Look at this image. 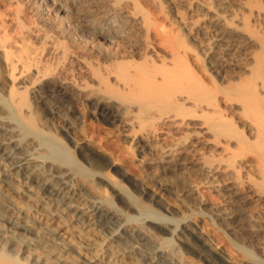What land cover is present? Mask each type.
I'll list each match as a JSON object with an SVG mask.
<instances>
[{
	"label": "bare ground",
	"instance_id": "1",
	"mask_svg": "<svg viewBox=\"0 0 264 264\" xmlns=\"http://www.w3.org/2000/svg\"><path fill=\"white\" fill-rule=\"evenodd\" d=\"M0 85L2 121H15L33 149L15 166L39 163L57 187L33 189L36 176L20 179L0 157V264H178L147 246L148 232L132 215L124 221L114 199L210 246L218 239L192 221L203 220L244 254L238 264H264V0H0ZM79 105L137 152L138 178L71 145ZM14 137L2 139L9 150ZM69 161L93 180H77ZM87 183L113 198H95ZM125 184L139 194L129 205ZM61 194L78 197L123 246L145 250L127 256L94 236L84 210L54 199ZM219 248L204 259L232 264Z\"/></svg>",
	"mask_w": 264,
	"mask_h": 264
},
{
	"label": "rangeland",
	"instance_id": "2",
	"mask_svg": "<svg viewBox=\"0 0 264 264\" xmlns=\"http://www.w3.org/2000/svg\"><path fill=\"white\" fill-rule=\"evenodd\" d=\"M0 88H1V85H0ZM1 92L2 91H0V96L3 94V92L2 93ZM67 113H68V108L65 109L64 115L62 117H64L65 114H67ZM72 115L76 119V121L79 123V125L77 126L78 128H76V130H78V131H76V132L74 131L73 132V135H72V138L74 137L73 138L74 141H72V144H71L73 147H74V144H82V143L84 145L85 144H88V147L90 149H92V151H95L96 154L98 153V156H100L101 158L107 160V162H110L112 165H115L116 166V167L114 166L115 168H118V169L120 168V171L127 172L132 177H137V178L139 177L140 172H138L139 170H138V168L136 166L137 159H138L137 152L134 151L130 146H128L127 143H123L122 141H120L121 140V138H120L121 136H119L120 134L116 133V131L114 132L113 129L110 128L109 124H100L96 120V118H94V116L92 114H90L89 110L87 108H85L84 106H80V105L77 106V108L75 109V112ZM3 116L4 115H1L0 116V122H2L1 125H0L1 126L0 127V157H2V160L1 159L0 160L2 162H5L9 167H12V169L14 168V172L17 171V175L19 176L20 179L21 178L24 179L27 176L28 177L29 176L30 177L31 176H36L37 177V178L35 177V179H36L35 182L36 183L35 182H32L31 183L35 187L33 189L38 190L40 188H43V187H46L47 186L50 191L56 190L57 187L54 186V184H52L50 182V181H52L51 180L52 177H50V174H49L50 172H46L45 170H43L41 168V165H39L38 162H36L39 165V166L37 165L36 170L30 169L27 165H25V166L23 165L20 168L15 166L19 162L20 158H22V156H27L28 158L30 156L31 158H33L34 157L32 155L33 149L30 148L31 146H29L27 144V142H28L27 141L28 136L27 137H24L19 132H17L15 129L12 130V128H13V126H14V124L16 122L15 121H12L10 123H7V121L4 122L5 120L2 121L3 120ZM52 128H54V127H52ZM52 128L50 130L51 132L49 131L51 134L48 132L50 134V136H52V134H53V136H56V137L58 136L60 139H62L64 141V139L62 137L63 132H59L58 129H56V128L52 129ZM53 130H54V133L52 132ZM11 134L16 137V138L14 137V139H12V141L15 140V142H18V143L20 142V144L18 146V149L9 150L10 148H8V144H6L5 141L2 140L4 137L5 138H9V136ZM18 139H19V141H17ZM41 140H44V139L41 138ZM1 141L4 142V143H2ZM15 142H14L13 145L17 144ZM71 145H68V147L70 146L69 148H72ZM2 148H4V149L1 151ZM6 148H7L8 151L6 150ZM132 150H133V152H132ZM29 151L32 152V153H30ZM29 154H31V155H29ZM74 158L76 160L80 161L78 159L76 153H74ZM72 162L69 161L67 163H68V165H70L69 167L75 169V171L77 173L76 174V179L77 180H79L80 178H81L80 179V182H82L84 179H91V180H93L92 179L93 176H90V174L88 173V170H89L88 168L89 167H87L88 170H85V171L84 170L83 171L76 170L77 165H76V163H74V162L72 163ZM11 163H12V165L14 163V165H13L14 167L11 165ZM84 166H87V165H84ZM115 168H113V169H115ZM108 174L110 176L112 175V178L114 180H116V182H120V180L118 179L119 177L113 175L111 172H108ZM85 176H86V178H85ZM91 183H93V181ZM91 183H89L90 185L87 183L86 188L91 193L92 196H94L95 198L100 199V200L101 199L102 200H106L107 198L108 199L109 198H113V196H111V194H110V191H107L106 188H104L103 185H102L101 190H99L100 188L95 189L93 187V184L91 185ZM125 186H126L127 192L125 194L123 193L124 196L122 195V197H123L124 201H126V203H128V205H129L130 204V201H128L129 198H131V199H135V197L138 198L139 197L138 196L139 194L135 195L134 193H136V192H134L129 185L125 184ZM129 193H130V195H129ZM126 196H128V197L126 198ZM104 197H106V198H104ZM167 197H168L167 195L166 196L165 195L162 196V200L164 199L163 200L164 203L167 202L166 204H169L168 206L171 205L170 207L175 208L176 207L175 206L176 205V202L173 199L171 200L170 197H168V198ZM55 198L58 201H62L60 203V205L62 204L61 205L62 207H68V206H70L71 208L68 207V209L70 210V212H72V214L75 213V212L77 213L80 210H82V212H83V210H84V216H85L87 222H89L91 225L93 224L94 231L92 232V234H94V236L97 234L98 235V238H100V237L101 238H106L105 240L108 241V242H111L113 244V246L114 245H117V244L118 245L120 244L119 246H121L123 248H126V251L128 252L127 253V256L128 255L131 256V253H130V251H132L131 249H135L136 248L135 249L136 252H138V251L141 252V251L145 250L144 247H135V248H133L131 245H126V244H124V246H123L122 245L123 244V241L119 240V238L117 236L113 235V233L115 234V232H113L112 229L102 230L101 228H99L97 226V224L94 223L95 219L92 218L91 213H89V209L87 210L84 204H81V206L79 208L76 206V205H79L80 204L79 202L81 201V200L80 201L78 200V197H76L75 199H73L72 197L69 198V197H66L64 194H61V195L54 196V199ZM169 198H170V200H169ZM140 199L143 200V201H146L145 198L143 199V196H140ZM146 202H147V204L150 203L148 200ZM53 203H54V201H53ZM83 203H85V202H83ZM114 203H115L114 204L115 207L119 208L121 211L123 210L122 211L123 214L125 213L124 216L122 217L123 220L126 218V215H132V218H130V221H127V222H129V224L132 223V225H135V226L136 225H138V226L140 225V228H142V230L144 232H146V233L147 232L148 233L150 232L151 233V234L149 233V235L147 233V237H148L147 239L149 240L147 244L150 245V246L147 245L148 247H151L152 249H153V247H154V249L155 248H162L165 252L167 251L166 253H169V254L171 253L173 255V257H174V260L178 264H207V263L210 264L208 261H206L204 259V257H203L202 254L203 253H206V254L208 253L209 255L214 254V250L218 249L219 247H220L219 248L220 251L223 250L222 252H224L223 253L224 254V257H226V259H228L229 261L231 260L233 262L232 264H238V263L242 262L243 260H245V256H244V254L242 252L236 251L235 248L229 243V241L224 236H222L217 230H215V228L213 226L209 225L208 223L206 224V222L203 221V220L200 221V219H196V220H195V218L192 219V221H196L197 222V223L196 222L195 223L198 224V229L200 228L199 229L200 232L205 237L210 238L212 241H214L213 238L219 240V241L217 240V242H215L216 241L215 240L214 241L215 243L212 244L213 246L211 245L212 242H210V246H205L203 244L193 242V240L195 241V238H194V236L192 234H189V233H187V234H189L190 236L187 235V234H186L187 236L186 235L184 236L185 239H186V237H187V239H189V240H186L185 241L184 237H182L183 238L182 239V238H180L178 236V231L173 232V229H174L173 226L168 227L169 228L168 229L167 227L164 228V227H161L159 225H156L155 223L154 224H151L148 221L149 219H143V217L139 215V212L137 210H135L133 208H129V206H127V205H125L123 203L121 205V203H120V201L118 199H114ZM149 205L153 206L151 203ZM164 214H166L168 217H172V215L169 214V213H166L165 212ZM179 215H181V214L174 215L173 217L176 216L175 218H180ZM155 217H159V216H155ZM133 218H134V220H133ZM73 220H74V218H73ZM124 221H122V222H124ZM145 227H149L148 228V231H146L144 229ZM180 228H182V224L180 225V227L178 229H180ZM150 230H152V231H150ZM154 232H161V234L155 235ZM211 236L213 238H211ZM147 239H146V241H147ZM183 240L185 241V243H184ZM91 241H92V237L90 236L89 238H87V242H91ZM190 243L191 244H195L196 243V245L199 246L198 247L199 249L196 250V251H193L192 250V252H191L190 250L192 249L191 248L192 245L189 246ZM200 245H203V246H200ZM214 246H215V248H213ZM200 248L202 250L205 249V248L206 249L208 248L209 250L208 249L207 250L205 249V250L201 251ZM136 252H134V255H135ZM215 258H217V257L215 256ZM221 259L222 258H220V260L218 259L221 262H219L218 260H217V262L220 263V264H222V263L223 264H228L225 259H222V260Z\"/></svg>",
	"mask_w": 264,
	"mask_h": 264
}]
</instances>
